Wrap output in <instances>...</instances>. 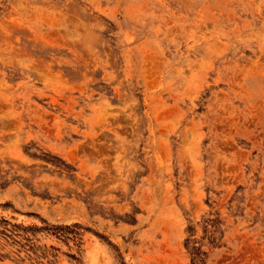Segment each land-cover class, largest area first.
<instances>
[{"label": "rangeland", "instance_id": "1", "mask_svg": "<svg viewBox=\"0 0 264 264\" xmlns=\"http://www.w3.org/2000/svg\"><path fill=\"white\" fill-rule=\"evenodd\" d=\"M0 264H264V0H0Z\"/></svg>", "mask_w": 264, "mask_h": 264}]
</instances>
